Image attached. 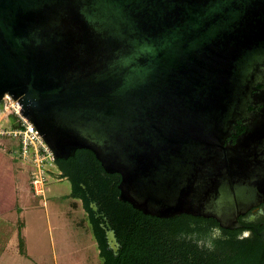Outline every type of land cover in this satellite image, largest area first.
Instances as JSON below:
<instances>
[{"label":"water","instance_id":"water-1","mask_svg":"<svg viewBox=\"0 0 264 264\" xmlns=\"http://www.w3.org/2000/svg\"><path fill=\"white\" fill-rule=\"evenodd\" d=\"M5 95L144 215L235 230L264 203V0H0Z\"/></svg>","mask_w":264,"mask_h":264},{"label":"trees","instance_id":"trees-1","mask_svg":"<svg viewBox=\"0 0 264 264\" xmlns=\"http://www.w3.org/2000/svg\"><path fill=\"white\" fill-rule=\"evenodd\" d=\"M53 167L69 182L70 196L81 201L102 264H264V241L253 230L261 231L263 226L221 228L224 238L215 241V249L209 251L178 237L192 232L206 236L213 226L219 227L215 220L185 214L167 219L142 214L117 198L120 176L107 174L90 151L76 150L67 160H54ZM238 220L242 222L241 217ZM192 224L196 227H190ZM108 227L118 243L115 253L108 249ZM245 231H250L251 237L240 239Z\"/></svg>","mask_w":264,"mask_h":264},{"label":"rangeland","instance_id":"rangeland-1","mask_svg":"<svg viewBox=\"0 0 264 264\" xmlns=\"http://www.w3.org/2000/svg\"><path fill=\"white\" fill-rule=\"evenodd\" d=\"M9 117L13 118L4 107L0 109V131L9 128L6 122ZM15 142L0 135V152H14L13 156L19 160ZM28 171L27 168L21 175L20 192L24 191L25 196L19 200L14 213L21 242L16 252L21 256L16 253L15 262L10 260L8 264H102L87 214L81 201L70 196L69 182L61 179L60 173L49 177L44 197H34L25 188Z\"/></svg>","mask_w":264,"mask_h":264},{"label":"built area","instance_id":"built-area-1","mask_svg":"<svg viewBox=\"0 0 264 264\" xmlns=\"http://www.w3.org/2000/svg\"><path fill=\"white\" fill-rule=\"evenodd\" d=\"M3 107L15 121L14 127L2 129L1 136L16 141L18 159L29 167V186L34 197L43 198L48 185L49 170L53 168V157L35 127L20 115L17 101L5 95Z\"/></svg>","mask_w":264,"mask_h":264},{"label":"crops","instance_id":"crops-1","mask_svg":"<svg viewBox=\"0 0 264 264\" xmlns=\"http://www.w3.org/2000/svg\"><path fill=\"white\" fill-rule=\"evenodd\" d=\"M7 119V126L14 127V118L9 117ZM13 119V120H11ZM16 143V142H15ZM15 147V146H14ZM12 154H3L0 152V264H7L10 260L15 262L16 259V247L19 244V232L16 230L14 213L17 210L18 202L24 198V191L20 192V188L23 189L22 174L29 170L27 164L17 160ZM18 163V168L16 167ZM59 174L56 168L49 170V177H54ZM49 186V180L48 185ZM26 189L30 191L29 180L26 184ZM11 258V259H10Z\"/></svg>","mask_w":264,"mask_h":264},{"label":"clouds","instance_id":"clouds-1","mask_svg":"<svg viewBox=\"0 0 264 264\" xmlns=\"http://www.w3.org/2000/svg\"><path fill=\"white\" fill-rule=\"evenodd\" d=\"M264 215V209H259L256 213L250 215L247 219L248 223H254L258 216ZM190 227L195 228L196 225L192 224ZM251 237V232L250 231H245L240 239L244 238H250ZM179 239H188V240H193L198 247L200 248H206L209 251H213L215 249V241L220 240L223 237V232L221 227L218 226H213L208 234L206 236L201 237L199 233L192 232L190 234L187 233H181Z\"/></svg>","mask_w":264,"mask_h":264},{"label":"flooded vegetation","instance_id":"flooded-vegetation-1","mask_svg":"<svg viewBox=\"0 0 264 264\" xmlns=\"http://www.w3.org/2000/svg\"><path fill=\"white\" fill-rule=\"evenodd\" d=\"M2 108H3V102L0 103V109H2ZM92 205L94 206V204H91V206H92ZM94 207H95V206H94ZM259 209H264V203L259 204L257 207L251 209L246 215H244L243 217H241V221L243 222V224H244L245 227H248L249 225H259V226H263L262 229H264V215L258 216L257 220H256L254 223H248V222H247L248 217H249L250 215L256 213ZM97 210H98V209L96 208V210H95V211L93 210V211H94L95 213H97V212H98ZM100 216H101V215H97L96 217H97L98 219H101V222L103 223L104 220H103L102 217H100ZM242 222H241V223H242ZM103 226H106V224H105V225L103 224ZM101 227H102V224H101ZM254 228H255V227H254ZM115 240H116V238H115ZM116 243H117V240H116ZM107 245H108V249H111L114 253L117 252V250H118V243H117V245L115 246V249L112 248V247L108 244V242H107Z\"/></svg>","mask_w":264,"mask_h":264}]
</instances>
